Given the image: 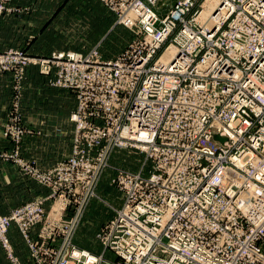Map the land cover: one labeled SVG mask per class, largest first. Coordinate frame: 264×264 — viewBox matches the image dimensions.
<instances>
[{
  "label": "built area",
  "instance_id": "1",
  "mask_svg": "<svg viewBox=\"0 0 264 264\" xmlns=\"http://www.w3.org/2000/svg\"><path fill=\"white\" fill-rule=\"evenodd\" d=\"M103 1L120 12L130 1L129 16L122 22L145 34L139 47L145 54L136 47L128 57L141 58L140 64L117 58L103 66L107 73L100 69L90 74L93 84L109 82L115 89L112 96L93 87L81 91L67 167L81 169L84 178L74 180L75 186L87 191L113 148L139 147L156 161L149 177L119 173L114 180L124 191V203L98 237L119 261L67 241L59 249L69 248L67 258L59 264H264V0H216V12L204 18L201 8L193 11L199 0H179L162 20L146 4L157 0H120L118 6L117 0ZM174 32L169 60L147 67ZM68 58L58 80L65 87L79 79L69 71L71 60L78 66L82 61L75 53ZM4 59L5 68L9 64ZM31 62L49 69L47 61L17 53L21 72ZM136 87H141L138 97L127 107L121 94ZM89 117L101 124L91 125ZM203 157L208 158L205 165ZM197 169L206 176L192 173ZM181 176L188 186L177 183ZM65 182L70 185L71 177ZM38 208L39 202H33L11 218L0 216V244L14 264L20 263L7 229L12 219ZM213 209L223 215L238 211L244 218L226 224L225 217H210ZM18 225L26 238L31 224ZM72 229L69 224L62 236ZM52 234L45 226L40 236ZM32 257L38 258L34 252Z\"/></svg>",
  "mask_w": 264,
  "mask_h": 264
},
{
  "label": "rangeland",
  "instance_id": "2",
  "mask_svg": "<svg viewBox=\"0 0 264 264\" xmlns=\"http://www.w3.org/2000/svg\"><path fill=\"white\" fill-rule=\"evenodd\" d=\"M178 1L157 0L154 4H146L162 20L174 9ZM206 1H208L207 3L211 2V0H199L193 11L200 8L201 11H205ZM119 3L120 0H117L115 5L118 6ZM129 3L130 1L126 3V9H121V13L103 0H0V74H10L12 93L7 117L1 130V137L13 146L9 152H0V164L2 162H12L22 176L30 178L36 184L48 190L47 196L38 197L36 200L26 202L12 209L7 215L0 214L2 217L11 218L17 214L20 208L27 204L33 202H39L40 204L41 208L30 213H25L20 220L12 219L7 229L6 236L12 247V254L20 264H41L43 260L47 264H59L67 258L69 248L65 246V248L59 250L63 242L67 241L70 242V246L73 245L76 248L84 249L91 253L93 251L102 252L101 254H105L104 259L107 261H119L111 252L104 249L98 237L101 229L113 220L124 203V191L114 180L119 173H127L126 175L129 176H138L140 174L142 177H149L153 171L152 162H155L156 159L150 158L145 152H141L139 147L128 148L127 150L113 148L107 155L106 160H103L106 166L97 174L92 186L87 191L84 188L85 186L80 189L75 186L74 180L84 178L81 169L70 170L67 167V163L74 150L72 139L76 134V125L72 121V116L77 113L81 91L88 93L93 87L94 89L103 90L109 96H112L114 93V84L109 82H97L93 84L92 79L89 77L90 74L94 70L98 71L100 69H102L101 72L107 73V69L103 68V66H106L109 62H114L117 58L123 59L127 64H135L136 62L140 64L141 62V58L130 59L128 57L136 47L139 48L142 45L145 39V34L142 31H139L137 28L131 30L122 22V17L126 20L129 16ZM214 4H211L209 10L213 8ZM43 9L48 10V13L44 14L43 11H40ZM31 10L35 12L40 11V15L30 16L20 14L23 11L30 12ZM216 10L217 6L213 9L214 13ZM49 14H51V23L47 22ZM33 16L38 18L34 20ZM48 25H50L49 29L44 35L46 37L44 41L45 46H30L32 39L39 34V29H44ZM22 27L25 28V31L22 33L24 35H21ZM175 33L161 42L156 53L148 61L147 67L160 62L162 54L173 45ZM28 41L30 43L27 45ZM46 42L50 45L46 44ZM4 43H7L8 46L1 48ZM139 49L141 51L137 50L138 54H145L143 48ZM93 52H96V54H92ZM17 53H21L30 59L47 61L49 69L44 71L39 63L31 62L21 72L19 63H16ZM33 53L37 54L34 55ZM70 53L78 54L81 56L82 61L80 63L81 66H78L71 60L69 71L79 74V79L67 81L68 87H65L58 84L59 72L67 65L68 54ZM62 54L63 58L59 57ZM4 58L7 59V64H9L5 68L2 67L5 62ZM51 60L54 61L52 68ZM29 68L36 69L40 76L45 77L49 87L69 91L75 99V107L68 116V121L72 125L70 154L66 159L54 162L50 167L45 169L20 156V146L24 138L38 133L37 130L23 121L22 116L21 101L23 98L24 82ZM79 87L84 88L81 90ZM140 90L141 87H136L130 93L124 92L121 94V98L126 97L128 100L127 107L132 104L134 98L138 97ZM89 109L91 111L96 109L99 112V109L95 106H91ZM87 121L93 126L101 124V119L94 117H89ZM114 152H125L127 154L122 155L124 158L116 157L114 159V155L111 156ZM121 154L119 153L118 155ZM215 157H218V155ZM207 160V157H203V165L206 164ZM227 160H230V157H227ZM192 173L206 176L202 173L201 169L193 170ZM66 176L71 177L70 185L65 182ZM176 180L181 185L188 186L190 184L182 176ZM117 191L121 199L119 208L116 207L119 203ZM234 191L238 192L240 189L237 187ZM86 192H89L88 198L82 203V196ZM211 196L216 199L217 194H211ZM221 199L218 201H221ZM59 203H63L61 210L59 209ZM214 215L225 217L226 220L224 222L226 224H228V219L244 218L238 211L232 210L223 215L219 210L215 211L213 209V214L210 217L213 218ZM220 217L217 220L223 221V218ZM17 223L31 224L27 229L26 238L21 233ZM69 224H72L73 229L65 236H62ZM13 225L17 228L25 244L27 263H23L19 259L10 241L8 232L9 228ZM45 226L51 228L53 232L50 237L40 236ZM48 230L46 229V231ZM33 232H36L34 238L31 236ZM218 235V233L214 235V240H218ZM0 248L7 262L14 264L1 244ZM45 251L49 253L47 254ZM32 252L38 258H33ZM95 255L101 256L96 253ZM4 256H0V264H8Z\"/></svg>",
  "mask_w": 264,
  "mask_h": 264
},
{
  "label": "crops",
  "instance_id": "3",
  "mask_svg": "<svg viewBox=\"0 0 264 264\" xmlns=\"http://www.w3.org/2000/svg\"><path fill=\"white\" fill-rule=\"evenodd\" d=\"M40 11H43L44 14L48 13V10L45 9ZM40 11H23L20 14L39 16ZM36 18L38 17H34L33 19L35 20ZM47 22L51 23V14H49ZM49 26L50 25L44 29H39V34H35L36 36L34 35L35 37L32 39V44H30V46H45L44 41L46 37L44 35L46 31H48ZM24 31L25 28L22 27L21 35H24L22 34ZM29 43L28 41L27 45ZM46 44L49 43L46 42ZM6 46H8V44L4 43L1 48ZM33 54L35 55L37 53ZM11 97L10 74L1 73L0 152H9L13 148L11 143L3 140L1 137V130L7 117ZM21 106L23 121L37 130L38 133L24 138L20 146V156L29 162L35 163L42 169L50 167L54 162L66 159L70 154L72 125L68 121V116L75 107L73 94L66 90H57L49 87L45 77L40 76L36 69L29 68L24 82ZM56 130H58V132H56ZM119 153L122 154L118 155ZM123 154L127 153L114 152L111 156L114 155V159L116 157L124 158L122 156ZM47 194L48 190L46 188L39 186L28 177L22 176L18 168L12 162H2L0 164V214L7 215L12 209L31 200H36L38 197H45ZM117 199L119 203L117 202L118 205L116 207L119 208L121 205L119 192ZM8 235L16 255L23 263H27L25 244L14 225L9 228ZM35 235L36 232L31 234L33 238ZM93 252L94 254L102 253L97 251ZM2 255L4 256L0 248V256ZM4 259L6 263H8L5 256Z\"/></svg>",
  "mask_w": 264,
  "mask_h": 264
},
{
  "label": "bare ground",
  "instance_id": "4",
  "mask_svg": "<svg viewBox=\"0 0 264 264\" xmlns=\"http://www.w3.org/2000/svg\"><path fill=\"white\" fill-rule=\"evenodd\" d=\"M208 1H206V9H205V11H204V13L201 15V17H206L207 15H209V13L214 9V7H215V5H216V0H213V1H211V2H209V3H207ZM212 3H215L212 7L213 8H211V10H209L210 9V6H211V4ZM173 51H174V48H169L166 52H164L163 54H162V56H161V62H167L168 60H169V57L173 54ZM245 208L248 210V207L247 206H245Z\"/></svg>",
  "mask_w": 264,
  "mask_h": 264
}]
</instances>
